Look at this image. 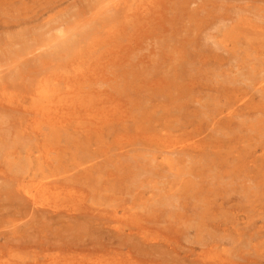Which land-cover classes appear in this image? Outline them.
Returning a JSON list of instances; mask_svg holds the SVG:
<instances>
[{
	"label": "rangeland",
	"instance_id": "obj_1",
	"mask_svg": "<svg viewBox=\"0 0 264 264\" xmlns=\"http://www.w3.org/2000/svg\"><path fill=\"white\" fill-rule=\"evenodd\" d=\"M45 99L61 124L10 128ZM6 242L28 264H264V0H0Z\"/></svg>",
	"mask_w": 264,
	"mask_h": 264
},
{
	"label": "bare ground",
	"instance_id": "obj_2",
	"mask_svg": "<svg viewBox=\"0 0 264 264\" xmlns=\"http://www.w3.org/2000/svg\"><path fill=\"white\" fill-rule=\"evenodd\" d=\"M106 9L110 10L109 6H107ZM79 26H82V25H78V26L76 25L75 28L68 30L67 34H61L59 37L61 38L62 41H61V43H59L56 46L61 50H68V49L71 50L72 47H74L75 45H78L77 44V43H79L78 41L80 39L84 38L82 33L86 31L84 29L83 30L80 29L83 27H79ZM85 26L86 25H84V27ZM78 27H79V30L76 31V29H78ZM160 65H164V64L160 63ZM34 88H35V89H33L34 91L33 90L31 91V93L33 92L34 97L39 96L37 98H39L41 100H42V98L46 97V86L45 85L42 86L40 84V82L38 81L37 85L34 86ZM8 101L11 102L9 99H8ZM48 103L50 104V101L46 100V103L40 104V106H35L34 108L31 107L32 105L30 104L29 110H27L29 115L27 117H23L20 119H15V120L12 119V121H11L12 124L10 125L11 126L10 128L13 130H16V131H18V129H19V131L23 132V131H26L27 127H29V128L40 127V122L46 123V122L51 121V123L61 124V118H60L59 114H57V113L55 114V113L51 112L50 111L51 108L49 109L47 106ZM228 112H230V111H228ZM53 114H55V115H53ZM43 116H46V117H43ZM8 123L10 124V122H8ZM7 129H9V127H7ZM21 151H22V153H24V157H23V159H22V157H20L18 160V163H21V166L28 165V159L30 157V152L26 151V145L21 146ZM23 161L25 164H23ZM95 166H96V168L99 167L97 165H95ZM96 171L98 173V172H101L102 170L98 169ZM26 188H27L26 185L22 186L19 183L17 184L16 189L18 191L20 199L22 201H25L26 203L31 204V206L37 205L38 204L37 199ZM40 188L42 189L43 194H46V184H41ZM16 239L18 240V238H16ZM22 247L26 248V250L28 251L30 249V247H32V246H30L29 244L28 245L21 244V246L20 245H11V244H8L7 242L4 244H0V264H28V262L23 261V257H20L21 261H19V262L14 260V257H15L14 252L16 250H19V249L22 250ZM68 251L69 252H67L66 254L69 256V258L66 259L65 257H63L61 259V261L64 264H70L71 255L74 253V251H72L71 249H69ZM110 252H107L104 254L101 253L102 255L95 254L94 258H95L96 264H100L102 261H104L106 259L107 254H109ZM66 254H63V255H66ZM29 258H31V256H29ZM101 258H102V260H101ZM56 261L60 262L59 260H56ZM56 261L54 260L52 262V264H57Z\"/></svg>",
	"mask_w": 264,
	"mask_h": 264
}]
</instances>
